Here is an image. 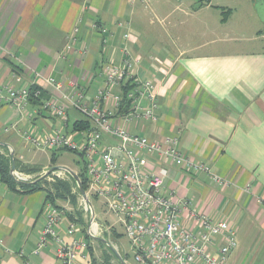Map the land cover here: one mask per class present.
I'll return each mask as SVG.
<instances>
[{
	"label": "crops",
	"instance_id": "0c3cea01",
	"mask_svg": "<svg viewBox=\"0 0 264 264\" xmlns=\"http://www.w3.org/2000/svg\"><path fill=\"white\" fill-rule=\"evenodd\" d=\"M212 8L211 0H0V82L47 88L38 74L52 75L66 86L78 84L91 102L105 86L104 36L118 62L126 46L141 58L139 76L155 81L158 99L156 118L126 127L167 145L177 139L194 161L228 180L219 186L206 172L189 174L153 160L175 198H189L192 207L234 225L238 245L226 264H264V47L231 50L234 36L192 41L206 32L212 37L213 23L218 29L230 26L226 18L212 23ZM94 23L101 31L92 29ZM126 31L130 37L124 42ZM29 111L0 107V141L18 152L23 164L46 170L50 164L39 155H46L44 141L58 123L33 103ZM78 119L71 110L66 133L75 131ZM9 141L21 145L19 150ZM26 148L28 159L22 155ZM49 203L44 189L24 192L0 182V264H61L53 238L36 253ZM71 221L65 212L59 222L66 243L72 240L66 232ZM182 222L191 224L187 215ZM81 238L87 240L84 232ZM85 254L89 258L80 256L79 264H93L90 249Z\"/></svg>",
	"mask_w": 264,
	"mask_h": 264
},
{
	"label": "built area",
	"instance_id": "2783aa9c",
	"mask_svg": "<svg viewBox=\"0 0 264 264\" xmlns=\"http://www.w3.org/2000/svg\"><path fill=\"white\" fill-rule=\"evenodd\" d=\"M121 25L129 28L128 22ZM92 29L101 31L95 23ZM79 31L77 26L75 35ZM129 37L130 32L126 31L123 41L127 42ZM102 46L103 51L109 54L104 61L105 86L91 102L87 101L78 84L71 82L66 86L52 75L38 74L47 88L43 85L40 88L32 85L15 87L0 82V107L10 105L21 113L30 112L31 100L41 99L43 92L47 91L48 98L41 99L40 110L59 118L61 124L55 125L47 134L43 148L83 153L88 177L86 191L89 196H95L106 213L120 223L137 263L226 264L238 245L234 225L227 219H217L199 211L198 207H192L189 198H175L174 193L168 190L165 176L155 170L153 160L181 167L189 174L206 172L219 186H226L229 181L208 164L194 161L191 155L180 149L177 139L167 145L132 133L126 127L125 124L132 121L156 118V83L151 78L139 76L136 67L141 58L131 54L126 46L120 49L122 57L119 62L116 49L109 44L107 36H104ZM127 79L136 84L128 95L131 107L128 112L118 114L110 110L109 100L113 99L117 110L121 106L126 109L122 92L118 90L115 93L114 89H120ZM71 110L82 115L89 125L66 133ZM74 135L81 138L75 139ZM105 136L113 141H106ZM64 214L63 209L47 204L36 253L53 238L60 263L79 264L80 256L89 258V254H85L89 243L81 238V226L76 221H71L66 229L72 240L69 243L64 241L58 233ZM184 215L190 219V225L182 222Z\"/></svg>",
	"mask_w": 264,
	"mask_h": 264
},
{
	"label": "rangeland",
	"instance_id": "374dc122",
	"mask_svg": "<svg viewBox=\"0 0 264 264\" xmlns=\"http://www.w3.org/2000/svg\"><path fill=\"white\" fill-rule=\"evenodd\" d=\"M211 2L213 4V8L211 9L212 13L210 15L212 23L215 19L217 21L218 17L221 19V22L223 18H226V20L230 19V26L222 29L219 27L218 29V25L213 23L216 30H212V37L210 36L211 32L209 34L206 32L203 38H192V41L214 38L220 41L230 36H234L236 37V41L231 42L230 45L227 44L231 50L233 48L254 50L264 47V37H260V35H263L264 33V0H211ZM225 33L228 34L225 35ZM214 34L216 35L215 37ZM55 120L58 125L61 124V120L59 118H55ZM9 144H11L14 149L17 148L18 150L21 146L20 145L18 147L16 145L15 147L12 141H9ZM8 150L11 151V148L8 147ZM16 154L19 155L18 152ZM29 154L30 151L26 148L22 155L28 159ZM50 154L51 150H46V155L40 153L39 157L40 162L47 165L50 164L51 167ZM83 164L84 161L79 154L71 151L68 152L60 150L57 151L56 162L52 164V166L65 165L72 168L75 172H77V174H79V172H82V169L80 168L83 167ZM48 169L49 168L38 173H28L20 168H16V173L19 177L32 180ZM71 177L72 176L64 170H56L51 173L49 177H47V184L44 186H46L54 194L56 192L54 188V184L57 182L56 178L68 181L71 184V194L73 195L66 194L62 191L61 193H65L64 195L66 198H57L55 200L56 207L63 209L67 213L69 212L74 214L73 217L75 221L80 224L82 230L90 239V252L93 262H95V264H121L117 256V253H119L122 255L127 264H140L134 259V255L129 246L128 238L126 237L120 223L115 221L114 216L106 213L103 206L97 204L98 202L94 196L90 197L95 209V222L93 224L90 223V208L83 200L77 184L72 182ZM92 235L106 239L108 243L98 240Z\"/></svg>",
	"mask_w": 264,
	"mask_h": 264
},
{
	"label": "trees",
	"instance_id": "16d2710c",
	"mask_svg": "<svg viewBox=\"0 0 264 264\" xmlns=\"http://www.w3.org/2000/svg\"><path fill=\"white\" fill-rule=\"evenodd\" d=\"M201 4H208L209 0H200ZM32 86L35 88H40L41 85L39 84H32ZM136 87V84L133 82L132 79H127L123 82V85L120 87V91L122 92L121 95L123 97V102L127 105L126 109H123V107L121 106L116 112L118 114H122L124 112H128L130 110L131 107V98L128 97L129 93H131ZM42 98H48V93L45 90L42 94ZM41 98V99H42ZM41 99H32L31 102L37 106H41ZM88 124V121L81 115V119L76 120L73 123V129L74 130H79V129H83L86 128ZM62 150V149H61ZM57 151L60 150H53L52 152V162L53 164L56 162V158H57ZM63 151H70V150H63ZM73 152V151H71ZM85 159L84 155L81 154V158ZM14 160H15V165L16 168H20L24 171H27L28 173H38L41 172L42 169L41 168H37L34 165H29V164H23L16 155H14ZM13 159L11 157L10 151L8 150V146L6 144H0V182H4L5 184H7L12 190H17L18 188L22 189V191L24 192H30V191H34V190H39V189H44L47 193V198L49 199L50 203H52L55 207H56V203L55 200L57 198H61L64 199L66 198V196L64 195L66 194H71L72 193V187L71 184L68 181H63L61 179L56 178L55 184H54V188L56 190V192L53 194V192L51 190H49L46 186L47 184V178L38 181L36 183L33 184H28V183H20L17 182L14 177L11 174V165H12ZM80 169H82V172H79V177L83 183L84 188L87 190L88 189V177L86 175V161L84 160V165L83 167H81ZM50 176V175H49ZM48 176V177H49ZM72 182L77 184L75 179L73 177H71ZM62 191H64L65 193H61ZM73 195V194H71ZM74 197V196H73ZM95 197V196H94ZM96 198V197H95ZM97 200V198H96ZM59 207V206H58ZM67 215L69 216V218H71L72 221H75L72 213H67ZM81 231L84 232L81 228ZM124 231V230H123ZM85 233V232H84ZM86 235V233H85ZM86 238L88 240V243H90V239L89 237L86 235ZM99 240V239H98ZM89 249H90V244H89ZM93 264H95V262H93Z\"/></svg>",
	"mask_w": 264,
	"mask_h": 264
},
{
	"label": "water",
	"instance_id": "95a60500",
	"mask_svg": "<svg viewBox=\"0 0 264 264\" xmlns=\"http://www.w3.org/2000/svg\"><path fill=\"white\" fill-rule=\"evenodd\" d=\"M0 144H5L3 142L0 141ZM8 146V144H6ZM11 157L13 159L12 165H11V174L14 177V179L17 182L20 183H28V184H33L36 183L38 181H41L45 178H47L51 173H53L56 170H64L67 173H69L76 181L80 195L82 196L83 200L86 202V204L88 205V207L90 208V213H91V219H90V223L93 224L95 222V209H94V205L93 202L91 200V197L89 196L88 192L86 191V189L83 186V183L79 177V175L77 174V172H75L72 168L65 166V165H53L51 166L47 171L43 172L42 174H40L39 176L35 177L32 180H25L23 178H20L16 175V165H15V160H14V150L11 148L10 151ZM94 238L102 240L104 242H107L106 239H103L101 237L95 236L93 235ZM108 243V242H107ZM111 247V246H110ZM117 256L120 260L121 264H127V262L123 259L122 255L117 253Z\"/></svg>",
	"mask_w": 264,
	"mask_h": 264
},
{
	"label": "bare ground",
	"instance_id": "6f19581e",
	"mask_svg": "<svg viewBox=\"0 0 264 264\" xmlns=\"http://www.w3.org/2000/svg\"><path fill=\"white\" fill-rule=\"evenodd\" d=\"M94 229H95V227H94Z\"/></svg>",
	"mask_w": 264,
	"mask_h": 264
}]
</instances>
